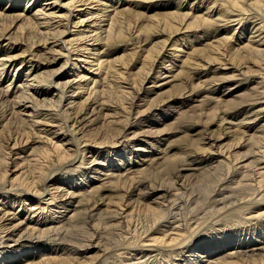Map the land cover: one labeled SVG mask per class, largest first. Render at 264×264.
<instances>
[{"label": "bare ground", "instance_id": "1", "mask_svg": "<svg viewBox=\"0 0 264 264\" xmlns=\"http://www.w3.org/2000/svg\"><path fill=\"white\" fill-rule=\"evenodd\" d=\"M10 1L0 263L264 264V0Z\"/></svg>", "mask_w": 264, "mask_h": 264}, {"label": "rangeland", "instance_id": "2", "mask_svg": "<svg viewBox=\"0 0 264 264\" xmlns=\"http://www.w3.org/2000/svg\"><path fill=\"white\" fill-rule=\"evenodd\" d=\"M7 2L9 1V0H6ZM17 1V0H16ZM27 0H20V1H17V2H20V5L19 6H21L20 8H21V10L22 9H24L25 11H27L30 7H31V5H32V3H30V4H28L27 5V2H26ZM7 2H5V4L7 5ZM15 2V0H11L10 1V3L11 4H9L8 5V7H10V6H15V4L16 3H14ZM47 2H49V1H47ZM42 3L43 2H41V4L39 5V4H37L39 7L42 5ZM3 5L4 7L6 6V5ZM13 4V5H12ZM46 4H48V3H46ZM36 5V6H37ZM45 5V4H44ZM44 5H42V6H44ZM26 6H27V8H26ZM48 5H45L43 8H45L46 7V10H48L49 12L50 11H52V10H50V7H47ZM35 6H32L31 8L33 9ZM38 7V8H39ZM27 10H26V9ZM37 8V9H38ZM49 8V9H48ZM85 9H86V7H84ZM89 8V10H91V7L89 6L88 7ZM97 9V7L96 8H94V10H96ZM20 10V9H19ZM78 13H75L74 15H77ZM1 23H3V22H0V29H2V24ZM14 32V30L12 31V33ZM8 37V36H7ZM1 40L3 41V38H1ZM0 40V42H1V44L3 43V45L5 46L7 43L6 42H2ZM191 41V40H190ZM193 41H191V43H192ZM192 46H193V44H192ZM170 49H172L171 47H169V51H171V53H173L174 52V50L172 49V50H170ZM173 51V52H172ZM187 51H191V48H188V47H186L185 48V52H187ZM45 57H43V59H44ZM181 58L182 59H185V57H184V53L183 54H180V57H178V58H175V57H171V58H169V59H167L166 60V62H165V64H164V66L166 67V68H172L171 66H173V63H177V64H180V61H181ZM25 59V58H24ZM41 59V58H40ZM48 59H51V57H49ZM170 59H171V62H172V64H171V62H169L170 61ZM173 59V60H172ZM39 60V57H37V58H34V60H33V62H35L36 63V61H38ZM90 60H92V58L91 59H89V61ZM169 62V63H168ZM73 63V62H72ZM61 64L62 63H59L58 65H55L54 67H51V68H47V67H44L45 65H43V67L44 68H42L41 69V72H46V70L47 71H51V70H57L58 68L60 69V67H61ZM25 65V64H24ZM24 65L18 70V72H12V70L10 71V72H12V73H14V75L16 76L15 78H17V76L19 75V73H20V71L22 70V68L24 67ZM30 65V64H29ZM28 65V66H29ZM84 65L85 64H83L82 65V68L84 67ZM163 66V69L165 68ZM67 69L64 71V70H62V71H60V72H63V73H67V76L66 77H64L59 83H61V85H63L64 83H66L67 81H69V83L71 84L72 83V85H73V89L74 88H77V83L79 82V78H75V76L78 74V73H81L82 72V68L80 69V67L79 68H77L76 70L77 71H75V67H73L72 65L71 66H69V67H66ZM71 68V69H70ZM85 68H87V65H85ZM26 69H27V67L25 68V69H23L22 71H21V76H23V81H20V79L18 80V82H19V84L21 85H23V87L24 86H32V84H34L31 80V78L29 77H27L26 75H22V72H25L26 71ZM7 70V69H6ZM5 70V71H6ZM30 71V70H29ZM27 72V75L28 76H30L31 74H32V72H33V70H31L30 72ZM163 72H165V70L163 71ZM162 72V73H163ZM26 73V72H25ZM164 76H166L165 74H164ZM90 77V76H89ZM88 80V79H87ZM89 82H90V80H88V81H86V80H82V82L81 83H84V84H89ZM0 85H3V86H1L2 88H4V87H6V85H4V76L1 78V80H0ZM35 85V84H34ZM13 86H15V84H13L12 85V87H11V89L13 88ZM91 86H93V84L91 83ZM148 86V85H147ZM22 87V88H23ZM67 88H68V86H67ZM40 90V89H39ZM65 90H66V88H65ZM37 91H38V89H37ZM69 91H71L72 92V90L71 89H69ZM55 93H57V91L55 92ZM22 94V90H21V92L18 94V95H21ZM29 94L30 93H28V95H25V97L27 98L28 96H29ZM68 96H72L73 94L72 93H68L67 94ZM70 96V97H71ZM49 97V99H52L53 97H51L50 95L48 96ZM73 97H74V100H75V98L76 99H78V92H76L74 95H73ZM44 98H42V100H43ZM55 99H57V98H53V100H55ZM74 100H72V101H74ZM71 100H70V102H72ZM67 102H69V99H68V101ZM76 103H78V100H76L75 101ZM31 104V103H30ZM43 103H41V104H39V109L41 108L42 110H45V109H47L46 107H42L41 105H42ZM168 123V122H167ZM166 124V123H165ZM201 252H202V249H201ZM196 254H198L199 256H201L202 254L201 253H196ZM195 254V255H196ZM197 257L196 256H194V253L192 254V253H190V252H188V253H186V256L185 257H183L182 259L183 260H188V259H191V260H195ZM24 261V260H23ZM27 261H29V260H27ZM19 262V263H18ZM17 262V264H21L22 263V260L20 259L19 261ZM25 262V261H24ZM23 262V263H24ZM9 263H12L11 262V260H7V261H3V262H1L0 264H9ZM199 264H201V263H199Z\"/></svg>", "mask_w": 264, "mask_h": 264}]
</instances>
